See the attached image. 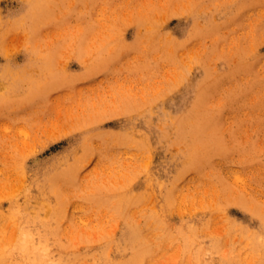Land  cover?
Masks as SVG:
<instances>
[{
  "label": "rangeland",
  "instance_id": "1",
  "mask_svg": "<svg viewBox=\"0 0 264 264\" xmlns=\"http://www.w3.org/2000/svg\"><path fill=\"white\" fill-rule=\"evenodd\" d=\"M257 206L264 0H0V264H264Z\"/></svg>",
  "mask_w": 264,
  "mask_h": 264
},
{
  "label": "bare ground",
  "instance_id": "2",
  "mask_svg": "<svg viewBox=\"0 0 264 264\" xmlns=\"http://www.w3.org/2000/svg\"><path fill=\"white\" fill-rule=\"evenodd\" d=\"M255 212L256 214L258 215V218L260 217V215H262V217H260V222L262 220V223L264 222V219H263V213H264V210L260 207V206H257V208L255 209ZM239 233V232H238ZM250 234V233H249ZM33 236V235H32ZM249 243V242H248ZM247 246V245H246ZM251 264V263H249Z\"/></svg>",
  "mask_w": 264,
  "mask_h": 264
}]
</instances>
